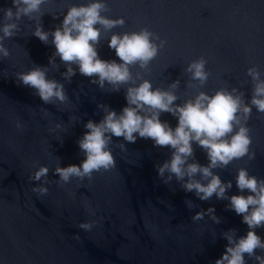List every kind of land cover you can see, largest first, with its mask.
Masks as SVG:
<instances>
[{
  "label": "water",
  "instance_id": "1",
  "mask_svg": "<svg viewBox=\"0 0 264 264\" xmlns=\"http://www.w3.org/2000/svg\"><path fill=\"white\" fill-rule=\"evenodd\" d=\"M88 2L47 0L41 6L44 30L54 31L70 6ZM107 3L110 11L103 15L122 17L125 24L106 33L102 30L99 57L120 63L115 50L108 47L113 33L138 32L145 27L157 33L167 41L165 47L147 69L135 66L131 71L136 84L148 79L153 88L170 90L169 85L179 80L174 90L180 98L177 104L200 91L212 95L218 89L233 87L245 93L247 103L253 89L247 69L257 66L264 78V0ZM11 6V0H0V8ZM34 28V21L23 18L18 34L4 41L10 56L0 60V264H214L227 244L222 232L234 228L238 236H244L247 225L242 216L226 209L228 201L215 196L201 201L194 193H185L175 179L171 186L164 185L154 165L170 158L169 148L154 147L151 140L137 139L129 144L113 138L114 169L93 173L91 182L77 178L63 186L56 182L59 178L54 169L58 164L80 165L85 158L77 142L87 131L84 124L88 120L99 122L103 117L98 105H108L117 113L127 106V85L119 92H112L108 85L101 89L78 70L70 82L65 81L61 73L66 68L57 57L59 70L49 66L48 78L64 84L69 102L43 104L35 90L20 85L15 76L35 65L47 66L55 51L51 37L45 45L32 35ZM201 56L210 72L203 87L191 81L185 71ZM160 119L173 128L178 124L169 113H162ZM17 120L24 125L23 130L15 127ZM58 123L60 129H56ZM247 127L255 159L244 157L226 169L214 170L222 181H232L229 196L241 194L235 182L241 167L264 179V113L253 108ZM120 143H125L127 151H121ZM193 148L195 160L207 165L206 152L195 143ZM40 166L49 168L44 196L32 191L43 179H29ZM185 200H191L194 207L188 208ZM209 207L215 208L220 224L207 215L192 220L196 212ZM92 220L97 223L91 231L79 228ZM256 232L264 239V228ZM246 260L253 264L247 256Z\"/></svg>",
  "mask_w": 264,
  "mask_h": 264
},
{
  "label": "clouds",
  "instance_id": "2",
  "mask_svg": "<svg viewBox=\"0 0 264 264\" xmlns=\"http://www.w3.org/2000/svg\"><path fill=\"white\" fill-rule=\"evenodd\" d=\"M45 3L47 0H11V7L0 8V60L10 56L4 41L18 34L20 21L25 17L35 22L33 36L45 45L51 37V43L55 46L47 66L35 65L28 71L17 72L16 81L35 90L45 105L68 103L64 84L48 78L49 66L59 70L56 64L59 57L66 68L61 73L65 81L70 82L78 70L80 75L92 78L91 83L101 89L108 85L112 92H119L122 86L127 85V106L117 113L108 105H98L103 110V117L99 122L88 120L84 124L87 131L77 142L85 158L80 165L61 167L58 164L54 169V175L59 178L56 182L61 186L72 178L91 182L93 173L114 169L116 161L110 148L113 138H122L129 144H134L137 139L151 140L154 147L171 150L169 159L154 165L164 185L171 186L175 179L185 193H194L201 201H209L213 196L217 200L228 201L226 209L242 216V223L247 225L248 231L244 236H238L234 228L222 232L221 236L227 244L214 264H247L246 256L253 264H264V239L256 232L264 228V179L250 175L247 168L241 167L235 178L241 194L229 196L232 181H222L220 175L214 172L215 169H226L234 160L244 157L248 161L255 159L247 122L253 108L264 113V78L257 66L247 69L253 84L251 99L247 103L245 93L233 87L231 90L218 89L212 95L200 91L183 104H177L175 102L180 98L174 90L178 88L179 80L169 85L170 90L153 88L148 79H141L136 84L131 71L135 66L147 69L165 47L167 41L157 33L146 27L138 32L113 33L108 47L115 50L120 63L103 60L97 51L102 30L106 33L125 24L122 17L111 19L103 15L110 11L107 0H89L87 4L70 6L54 31L43 28L41 6ZM206 64L207 60L201 56L192 60L185 69L190 73L191 81L198 82L200 87L206 84L210 76ZM162 113L176 117L177 126L173 128L167 121H161ZM15 127L23 130L24 125L17 120ZM61 127L59 123L56 125V129ZM194 143L206 152L207 165L195 160ZM118 147L121 151H127L125 143H120ZM48 174L49 168L40 166L30 175V181L43 179V183L32 188L34 193L47 195L48 188L44 185L48 183ZM245 192L249 194L245 195ZM185 204L190 209L194 207L191 200H185ZM88 211L95 214L91 208ZM206 215L214 223H221L214 207L196 212L192 220H202ZM96 223L95 220L84 222L79 224V228L91 231ZM257 251L261 254L258 255Z\"/></svg>",
  "mask_w": 264,
  "mask_h": 264
}]
</instances>
